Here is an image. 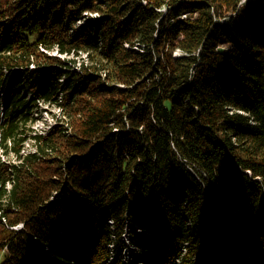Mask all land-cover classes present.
<instances>
[{
	"label": "trees",
	"instance_id": "trees-1",
	"mask_svg": "<svg viewBox=\"0 0 264 264\" xmlns=\"http://www.w3.org/2000/svg\"><path fill=\"white\" fill-rule=\"evenodd\" d=\"M250 1L0 0V264H126L127 232L145 264H264Z\"/></svg>",
	"mask_w": 264,
	"mask_h": 264
},
{
	"label": "rangeland",
	"instance_id": "rangeland-1",
	"mask_svg": "<svg viewBox=\"0 0 264 264\" xmlns=\"http://www.w3.org/2000/svg\"><path fill=\"white\" fill-rule=\"evenodd\" d=\"M261 14H264V6L261 5L259 0L250 1L247 4H245L238 13L234 14L235 23L238 27H242L244 24V20H245L246 16H257V15H261ZM221 45L222 46H228V44L225 42H222ZM52 53L57 54L56 50L52 51ZM66 57H69V56H66ZM78 65H79V63H78ZM11 83H12L11 77H8L7 79L4 78L3 80L0 81V112H1V116H2V108H3L2 104L4 102V100L2 98L3 89H1V87L4 86L5 89H7L11 85ZM57 113L59 114V109L54 108V107L44 103L43 101H40L38 103V106L33 111V117L35 118V122L33 123L32 127L36 131L44 130V129H46V127L48 128L50 125L53 124L52 117H54ZM26 148H29V143L26 144ZM0 158L8 164L13 163L15 160V157H13V156L3 155L1 148H0ZM138 232H140V231H138ZM139 240L140 239H135L136 243H134V244L136 246H133V245H131L132 242L129 239V233L127 232L126 234L123 235L122 241L124 243V247H123V250L121 252V255L123 257H125L126 264H136V261L142 259L143 253H142V251H141V253H139V250H140L139 245H140V242L142 243L143 241L142 240L139 241ZM152 246H153V248H157L159 251H162L165 245H164V243H162V241L160 239L156 238V241L152 244ZM117 248L120 249L121 245ZM244 252H245L244 250H240L239 254L241 255ZM42 253H43V255L52 257L51 251L49 249L44 250ZM140 257H141V259H140ZM147 257H149V256L147 255ZM153 261H155V260L153 259ZM242 261L244 264H257V262L254 261V259H252L249 254H248V256H246L245 260H242ZM226 264H230V263H227V261H226ZM258 264H259V262H258Z\"/></svg>",
	"mask_w": 264,
	"mask_h": 264
},
{
	"label": "bare ground",
	"instance_id": "bare-ground-1",
	"mask_svg": "<svg viewBox=\"0 0 264 264\" xmlns=\"http://www.w3.org/2000/svg\"><path fill=\"white\" fill-rule=\"evenodd\" d=\"M140 259H141V257H140ZM143 259V260H142ZM141 260H138V261H136V264H145L144 263V261H145V258H142Z\"/></svg>",
	"mask_w": 264,
	"mask_h": 264
}]
</instances>
